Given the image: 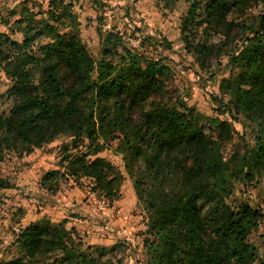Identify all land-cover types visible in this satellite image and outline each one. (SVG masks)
Returning a JSON list of instances; mask_svg holds the SVG:
<instances>
[{
	"label": "trees",
	"instance_id": "trees-1",
	"mask_svg": "<svg viewBox=\"0 0 264 264\" xmlns=\"http://www.w3.org/2000/svg\"><path fill=\"white\" fill-rule=\"evenodd\" d=\"M250 8H257L252 22L232 20L233 13L244 15ZM200 26L227 35L239 31L229 59L236 76L224 79L222 90L228 97L223 113L255 127V145L243 155L224 158L222 146L232 138L226 121L212 119L218 135L210 136L198 118L153 98L164 94L171 72L162 61L126 48L111 34L96 63L79 38L72 4L61 0L51 2L40 22L24 12L9 25L12 32L20 29L21 43L0 33V70L11 82L13 100L8 112L0 113V163L8 152L28 155L65 139V172L45 173L41 189L54 195L63 180L86 178L112 205L125 176L97 155L117 141L116 152L147 212V264H258L260 248L252 239L260 232L262 214L228 199L238 179L264 171V0L209 1ZM198 48L202 63L208 50ZM10 188L0 171V190ZM66 224H30L14 241L16 254L0 264H41L39 258L58 253L53 264H96L76 243L78 232ZM116 248L99 247V259Z\"/></svg>",
	"mask_w": 264,
	"mask_h": 264
},
{
	"label": "rangeland",
	"instance_id": "rangeland-1",
	"mask_svg": "<svg viewBox=\"0 0 264 264\" xmlns=\"http://www.w3.org/2000/svg\"><path fill=\"white\" fill-rule=\"evenodd\" d=\"M53 1L61 0H0V33L21 43L20 29L15 28L17 31L12 32L9 25L20 20L24 12H29L40 22ZM63 1L72 4L80 24L79 38L96 63L103 56L107 36H118L126 48L139 50L145 58L160 60L169 66L171 72L164 94L153 97L157 102L176 106L192 119L198 118L210 136L218 135L212 119L218 118L229 124L232 138L222 146L226 160L243 155L248 147L255 145V127L241 117L223 113L228 97L222 90V81L233 80L236 76L230 69L229 59L236 52L239 31L227 35L225 31H207L200 26L206 4L212 0ZM256 16L257 8H250L244 15L233 13L231 18L235 22H252ZM42 43H36V51ZM201 45L208 51L204 61L199 63L195 51ZM112 58L117 57L113 55ZM98 75L96 64L93 79L97 80ZM10 87L11 82L0 70V113L8 112L13 105ZM64 144L65 139H61L28 155L8 152L0 163L2 178L12 184V188L0 190V260L11 252L16 254L13 245L18 232L42 220L59 224L67 215L73 218L67 220V229L74 228L78 232L76 243L83 252L96 258V264H108L107 260L112 264H147L143 247L147 212L137 199L122 157L116 152L117 141L106 143L97 155L125 176L120 198L112 205L98 196V201L106 203L103 208L88 198L92 184L86 178L78 182L63 180L54 195L41 189L40 182L45 173L52 170L65 172V164L61 165L65 158ZM66 193L68 204H71L67 208L62 204ZM228 203L233 206L248 204L260 210V232L252 241L260 248L262 260L258 264H264V171L256 173L253 179H238ZM114 245L116 250L99 259V247ZM59 256L60 253L39 258V263L53 264Z\"/></svg>",
	"mask_w": 264,
	"mask_h": 264
},
{
	"label": "built area",
	"instance_id": "built-area-1",
	"mask_svg": "<svg viewBox=\"0 0 264 264\" xmlns=\"http://www.w3.org/2000/svg\"><path fill=\"white\" fill-rule=\"evenodd\" d=\"M87 196H88V198H90L94 203H96V205H98L99 207H101V208H103V207H105V202L104 201H98L97 199H98V195H97V193L96 192H94V191H88L87 192ZM18 233H20V232H18Z\"/></svg>",
	"mask_w": 264,
	"mask_h": 264
},
{
	"label": "crops",
	"instance_id": "crops-1",
	"mask_svg": "<svg viewBox=\"0 0 264 264\" xmlns=\"http://www.w3.org/2000/svg\"><path fill=\"white\" fill-rule=\"evenodd\" d=\"M67 194H68V193L65 194V200H63V201H65V203H62V204H65V208H67L69 205H71V204H68L69 201H68V197H66ZM61 206H62V205H61ZM74 206H75V205H74ZM74 206H73V207H74ZM69 219H70V220H73V218H71V217L69 218V217L66 215V216H65V220H69Z\"/></svg>",
	"mask_w": 264,
	"mask_h": 264
}]
</instances>
